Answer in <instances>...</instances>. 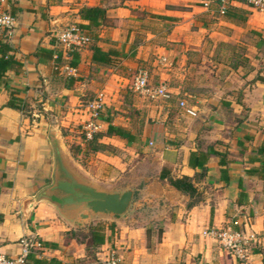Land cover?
Wrapping results in <instances>:
<instances>
[{
  "label": "crops",
  "instance_id": "0c3cea01",
  "mask_svg": "<svg viewBox=\"0 0 264 264\" xmlns=\"http://www.w3.org/2000/svg\"><path fill=\"white\" fill-rule=\"evenodd\" d=\"M203 1L0 0L14 19L1 36L21 62L0 83V253L15 255L17 240L31 235L42 248L26 264H100L109 247L119 264H264V154L257 151L264 80L256 75L264 78V13L233 2L219 14ZM82 7H99L104 17L93 24ZM72 23L93 41L65 55L54 35ZM93 47L105 55L93 58ZM227 50L260 60L262 69L233 77L239 65L229 64ZM139 68L165 85L162 102L128 94ZM97 95L98 132L78 141L89 151L84 164L70 163L57 130H82L81 99ZM10 97L27 112L7 106ZM181 99L196 114L180 110L176 122L168 115ZM48 121L58 124L48 128ZM50 133L76 181L108 193L132 190L124 213H93L84 204L63 211L36 200L52 181ZM183 177L190 191L171 183ZM221 228L242 233L245 262L206 233Z\"/></svg>",
  "mask_w": 264,
  "mask_h": 264
},
{
  "label": "built area",
  "instance_id": "2783aa9c",
  "mask_svg": "<svg viewBox=\"0 0 264 264\" xmlns=\"http://www.w3.org/2000/svg\"><path fill=\"white\" fill-rule=\"evenodd\" d=\"M233 2H242L264 13V0H204L203 4L208 6L213 3L215 4L216 12L224 14ZM13 26V16L7 9L0 5V37L3 33L10 32ZM54 36L55 44L65 55L82 50L93 41L90 32L76 23L66 25L61 30L57 31ZM162 60H164L163 57H161L160 62H162ZM131 89L140 95H146L151 98L165 97L168 95L165 90V85L159 84L155 86L150 82L149 73L145 68L137 69L133 76ZM101 104V96L97 95L96 98L86 105L89 116L85 124H82L85 140H90L93 136V132L98 130V124L95 123L94 119L99 116V111L102 108ZM178 107L185 115L195 116L196 114L195 109L189 106L183 99L178 101ZM206 233H213L220 245L230 256L241 262H245L247 259L246 239L240 231L230 228H221L214 232L208 229ZM17 244L19 251L15 255L0 253V264H26L28 257L32 254H39V250L42 248L41 240L31 235L21 236L17 240ZM119 263L120 256L114 247L106 249L104 258L100 259V264Z\"/></svg>",
  "mask_w": 264,
  "mask_h": 264
},
{
  "label": "water",
  "instance_id": "95a60500",
  "mask_svg": "<svg viewBox=\"0 0 264 264\" xmlns=\"http://www.w3.org/2000/svg\"><path fill=\"white\" fill-rule=\"evenodd\" d=\"M49 138L54 150L52 181L37 193L36 200H46L63 211L84 204L93 213H124L131 200L132 190L108 193L76 181L62 163L54 134L50 133ZM81 215L85 217L86 213Z\"/></svg>",
  "mask_w": 264,
  "mask_h": 264
},
{
  "label": "rangeland",
  "instance_id": "374dc122",
  "mask_svg": "<svg viewBox=\"0 0 264 264\" xmlns=\"http://www.w3.org/2000/svg\"><path fill=\"white\" fill-rule=\"evenodd\" d=\"M222 54L226 57H230L231 55V59L228 60L229 61V64L232 65V64H236V65H239V69L237 71H233L232 73V76L233 77H239L241 75V73H246L247 75L250 74V75H254V71L256 70H260L262 69V64L261 62H259L260 60L258 61H253V59L249 60L248 58L244 57L243 56V53L241 52H235L232 54L231 51H226V52H222ZM243 57L245 60H243ZM234 58V59H233ZM262 61V60H261ZM227 63V62H226ZM225 62H223V64H226ZM222 66V65H221ZM228 66V63L225 67H223L225 70L229 71V69L227 68ZM224 69H221V72L223 73V70ZM257 76H259L257 73H256ZM131 84H132V81H131ZM131 84H130V89L127 88V91H128V94H134L136 92L132 91L131 89ZM208 89V88H207ZM207 93V90L205 92V94ZM140 95V94H139ZM87 97V96H86ZM84 97L83 99H81V108L82 109V112L81 114H87V116H89V111L87 110L86 108V105L91 102L95 97H91V98H86ZM149 100H154L156 102H162L163 101V97H154V98H149ZM175 103V102H173ZM177 106H171V110L169 111V115L168 117L171 119V120H174L176 118V122H183V116L181 115V111L179 108H176ZM85 108V109H84ZM130 111V116L129 118L131 120H135V117L134 116H131L133 115L134 113H132V109L129 110ZM135 111V110H134ZM167 117V118H168ZM145 118V117H144ZM143 119V118H142ZM76 120V118H75ZM76 123V122H75ZM48 128L50 127H53L54 124H58L57 122H50L48 121ZM60 125V124H59ZM81 127L80 124L78 125H75L74 128H72V130H70V132H67V133H64L65 135L63 136H60L61 134V129L60 127H57V129L59 128L60 130L58 131L57 130V133L59 134V138L61 139V145L63 147V150L68 154V158H69V161L70 163L72 162V158L76 161H78L79 163L81 164H84L85 162V158H87V154H89V151H83L81 152V147L79 142L84 139V133L82 132L83 130H81ZM64 127V126H63ZM99 129V128H98ZM98 130H96L95 132H93V134L97 133ZM67 134V135H66ZM77 136H79L78 138H76ZM79 141V142H78ZM73 163V162H72ZM137 170L135 169V172ZM144 171H146V169H144ZM137 183L135 180L131 179V185Z\"/></svg>",
  "mask_w": 264,
  "mask_h": 264
},
{
  "label": "trees",
  "instance_id": "16d2710c",
  "mask_svg": "<svg viewBox=\"0 0 264 264\" xmlns=\"http://www.w3.org/2000/svg\"><path fill=\"white\" fill-rule=\"evenodd\" d=\"M80 15L84 19H89V21L91 23L97 24L98 23L97 19L103 18L104 12L99 7H82L80 9ZM83 28H86V27H83ZM3 39H4V37L1 36L0 37V83L3 81V77H4L5 72L7 70H13V69H17V68L21 67V62L18 61L17 59H15L14 56L9 53L10 47L7 44V42L4 41ZM46 50H48V49H45V51ZM46 52H48V51H46ZM75 52L69 53L68 55L74 54ZM94 53L105 55V53L100 51L97 47H93V58H94ZM98 59L105 60L104 58H98ZM258 78L264 80L263 77L258 76ZM13 101H14V97H10V99L6 102V105L11 106V107H16L23 112H27L28 109L26 106L20 107L19 105H17V103L15 105L13 103ZM111 130H112V127L109 126L108 131L110 132ZM95 137H96V135L93 134L92 138L90 139L91 141L90 140H88V141L92 142L95 139ZM85 142H87V141H85ZM257 151L259 153L264 154V143L261 144L257 148ZM205 157L206 156H204V159H205ZM258 170H259V174L261 175V178L264 179V159L261 161V165L258 167ZM187 181H188V178L183 177L182 179L172 180L171 183L181 190L190 191L191 185L189 183H187ZM92 238L94 239L93 236H92Z\"/></svg>",
  "mask_w": 264,
  "mask_h": 264
}]
</instances>
